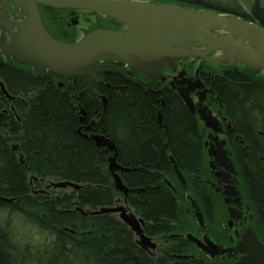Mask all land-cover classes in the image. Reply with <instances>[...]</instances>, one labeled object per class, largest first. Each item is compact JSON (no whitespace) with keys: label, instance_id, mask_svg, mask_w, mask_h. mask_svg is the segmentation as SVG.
I'll return each mask as SVG.
<instances>
[{"label":"trees","instance_id":"obj_1","mask_svg":"<svg viewBox=\"0 0 264 264\" xmlns=\"http://www.w3.org/2000/svg\"><path fill=\"white\" fill-rule=\"evenodd\" d=\"M201 1L194 0L192 5L196 9L203 5L214 8ZM32 72L0 66V80L16 97L13 109H0V210L20 216L28 224H38L42 240L24 245L13 242L14 232L0 225V264H217L204 259L175 261L167 251L151 257L137 246L134 234L117 216L80 214V210L95 212L114 207L121 198L108 172L112 154L98 149L79 133V112L83 108L88 118L103 120L104 135L116 144L117 162L128 170L120 173L121 178L135 190L127 202L135 215L148 223L146 234L171 241L167 237L168 222L180 217V200L156 173L176 181L170 158L182 175L203 179L206 167L197 144L196 124L181 100L166 98L164 124L160 126L155 112L157 98L145 96L137 88H126L118 94L115 91L103 112L89 95L77 99L86 80H77L75 90L63 92L55 77ZM251 83L227 73L216 79L215 87L225 102L231 100L230 87L237 97L234 101L245 95H254L257 100L261 96V107L254 109L264 116V85L259 94L252 92ZM12 142L18 145L16 151ZM29 176L39 179V188L41 181L51 180L78 184L81 189L60 190L57 197H37ZM246 182L264 215V173L256 170L247 175ZM53 235L55 240H51ZM168 250L174 255L184 253L178 245Z\"/></svg>","mask_w":264,"mask_h":264},{"label":"water","instance_id":"obj_2","mask_svg":"<svg viewBox=\"0 0 264 264\" xmlns=\"http://www.w3.org/2000/svg\"><path fill=\"white\" fill-rule=\"evenodd\" d=\"M10 1L17 10H22L19 18H23V21L17 25L16 33L10 35V43L2 47V54L19 65L33 68L38 74L48 73L59 79L86 78L88 87L85 92L92 93V87L99 75L113 72L124 74L123 70L110 66L111 63H124L152 81L162 82L166 81L163 74L167 71L176 72L178 63L183 60H197L210 66H220L222 63L227 67L244 65L256 73H264V28L235 16L220 14L216 10H198L173 2L140 0H0L4 10L9 9ZM41 8L72 11V26L78 24L76 13L81 11L104 16L125 29L96 27L87 32L80 41H62L45 27ZM216 54L219 56L213 57ZM0 60L2 61L1 56ZM191 80L183 70L175 76L170 86L176 89L177 84L184 105L194 114L189 93L203 86L198 83L192 85ZM106 104L107 99L103 98L104 107ZM199 114L207 127L216 126L217 121L214 122L211 115L206 116L204 111H199ZM158 120L160 123L161 114ZM86 121L87 115L82 109L80 123ZM84 137L98 149L116 152L114 142L106 136ZM13 149L16 151L18 148L15 146ZM170 160L174 163L173 159ZM20 161L23 163V156H20ZM125 171L117 162L115 153L108 160V172L113 187L121 198L114 207L95 212L80 210V214L117 216L134 234L137 246L152 254L157 245L144 232L146 222L135 215L127 202V198L135 190L129 189L123 182L120 173ZM174 174L186 192L188 202L193 205L195 201L188 184L175 163ZM163 184L178 195L170 180L163 177ZM48 188L80 190L81 186L71 182H59L50 184ZM2 201L13 202L12 199ZM195 218L197 221L202 220L199 213H196ZM179 238L194 244L208 261L225 256L228 259L233 258V249L219 246L209 238L205 237L201 241L190 234ZM237 251L244 255L237 264H264V245L253 232H249ZM173 257L180 261L191 259L189 256Z\"/></svg>","mask_w":264,"mask_h":264},{"label":"flooded vegetation","instance_id":"obj_3","mask_svg":"<svg viewBox=\"0 0 264 264\" xmlns=\"http://www.w3.org/2000/svg\"><path fill=\"white\" fill-rule=\"evenodd\" d=\"M4 9L0 4V56L2 58L0 66L17 67L22 71L33 73V68L19 65L2 54V47L10 43V35L16 33L17 25L23 21V18H19L22 10H17L13 2L10 1L9 9ZM263 9L255 5L249 16L235 14L231 16L235 15L246 22L264 27ZM40 11L45 27L53 36L62 41H80L87 32L96 28L95 26L85 31L79 39L65 38L63 35L64 31L62 29H59V31L54 29V26L50 22L54 18H57V16L72 22V11L45 10L43 8ZM80 13L90 14L88 12L77 11V20L80 17ZM100 17L104 20L107 19L104 16ZM102 27L117 30L125 29L114 21L105 22V24H102ZM66 28H71L68 23H66ZM218 56L219 54H216L213 57ZM109 65L123 70L124 74L121 75L113 72L97 76L92 87V93L85 92L88 87V80L78 78L77 80H86V85L80 90L77 99L80 100L84 95H89L94 104L103 107V98L107 99V104H109L111 95L115 91L118 94L126 88H137L145 96L151 94L157 98L155 104L159 103V105L155 106V112L160 126L164 124L163 110L168 96L178 98L184 105L177 90L179 89L177 84H175L176 89L170 86V83L179 72L184 70L187 73V78L192 79V85L198 83L199 86H203L201 89L196 88L193 92L189 93L193 101L195 113L192 114L185 105L184 107L196 124L197 144H199L205 156L206 167L203 174L205 177L202 179L197 175H194V177H191L192 175H183L188 184L192 199L195 201L193 205L188 202L186 192L182 189L176 176V181H171L178 192V195H175L172 191L180 200L181 215L176 221L168 222L170 233L167 237L171 240L170 242L164 236L154 237L147 235L148 223L146 222L144 232L157 245L152 254L146 253L151 257H157L167 251V255L172 260L180 261L175 259L173 256L176 255L171 254L168 250L171 246L178 245L180 246V250L181 248L184 250L182 251L184 252L183 255L180 256H189L191 257L189 260L204 259L208 261L194 244L179 238V236L190 234L201 241L206 237L219 246L233 249L232 259H228L225 256L212 262H216L217 264H237L244 257L237 249L245 241L249 232H253L257 240L264 245V215L257 207L252 196L251 187L246 182L247 175L254 173V171L260 170L261 174L264 173V116L259 115V109H254L255 107H261V96L257 100L254 95H245L239 99V102L234 101L237 97H235L234 90L230 87L231 100L225 102L221 99L215 87L217 78H220L223 74L231 73L232 76L235 74L239 75L243 81H251L252 92H259L261 94V86L264 85V73H256L244 65L227 67L225 63H222L220 66H210L197 60H183L178 63V70L176 72L167 71L163 74L166 81L162 82L152 81L147 76L124 63H111ZM77 80L72 78H56L58 88L63 90V92L71 89L75 90L77 87L73 88V86L76 85ZM138 82H141L143 85H139ZM248 86L245 87V92ZM254 88L258 90L256 91ZM0 99V109H7L8 107L13 109L12 103L16 100V97L14 98L8 93L2 80H0ZM199 111H204L206 116L211 115L214 122L217 121L216 126L212 128L207 127L206 123L201 120ZM159 114H161L160 123L158 120ZM102 124L103 120L100 117L91 119L87 116V121L81 125L79 124L81 136L83 138H85L84 135L88 137L91 135L105 136ZM202 129H204L203 133L201 132ZM166 148H168V145ZM222 151L226 153V156H223ZM196 213L201 215V221H197L195 218ZM191 223L194 230L188 228L183 229V231L180 230L183 228V224L191 225Z\"/></svg>","mask_w":264,"mask_h":264},{"label":"rangeland","instance_id":"obj_4","mask_svg":"<svg viewBox=\"0 0 264 264\" xmlns=\"http://www.w3.org/2000/svg\"><path fill=\"white\" fill-rule=\"evenodd\" d=\"M156 1H159V2L161 1L175 2L176 1V2L183 3L185 6H190L193 8L197 7V6L194 7V5H192V1L194 0H156ZM201 2L208 4V6L214 7L213 9L218 10L220 14L226 13L227 15L235 14V15H248L249 16L251 14L252 8H254L255 5H258L261 8H264V0H202ZM197 9H206V6L203 5L200 8L198 7ZM263 12H264V9H263ZM79 15L80 17L78 18V24L76 26H72L71 25L72 22L68 21L65 18H61L60 16H57V18H54L53 21L50 23L52 24V26H54V29H57L58 31L59 29H62L64 31L63 35L65 38H74V39L78 38L79 39L85 31L92 29L95 26L102 27V24H105V22H112L106 18H105L106 20H104L100 16L95 17L87 13H80ZM66 23L69 24V26L71 27L70 29L66 28ZM11 146L12 147L17 146L18 148V145L14 142L11 143ZM38 181L39 179L37 177L29 176V183L31 185V190L34 195H36L37 197L39 195H43V196L48 195V197L50 198L57 197L58 195L57 192H59L60 190H56L53 188L49 189L48 187L52 183L55 184L59 182H55L51 180L41 181L40 184L42 185L39 188V186L37 185ZM0 225L8 228L10 232H14L16 238L20 241H27L26 243L33 242V244H36V242H39L40 240H42L41 236L38 234V232H42L41 230H39L40 228L38 224L36 223L28 224L27 222H25V220H23L22 217L18 215H11L6 210H0ZM186 228L190 230H194L192 223L191 225L183 224V228H181L180 230L183 231V229H186ZM19 244L24 245L25 243H19Z\"/></svg>","mask_w":264,"mask_h":264},{"label":"bare ground","instance_id":"obj_5","mask_svg":"<svg viewBox=\"0 0 264 264\" xmlns=\"http://www.w3.org/2000/svg\"><path fill=\"white\" fill-rule=\"evenodd\" d=\"M88 80V79H87ZM106 108H107V104H106V107H104V105H103V112H105V110H106ZM83 108H81L80 109V112H81V110H82ZM84 110V109H83ZM80 112H79V124L81 125V123H80ZM84 112H85V110H84ZM86 113V112H85ZM87 115V114H86ZM80 130V129H79ZM115 144V143H114ZM115 146H116V144H115ZM166 147H167V145H166ZM105 150H107V149H105ZM108 151V150H107ZM109 153H111L112 154V156H114V154L116 153L117 154V146H116V152L115 153H112V152H110V151H108ZM172 159V158H171ZM171 161V160H170ZM174 161V160H173ZM172 163V162H171ZM174 163H175V161H174ZM174 163H172L173 164V170H174ZM175 165H177L176 163H175ZM126 171H128L127 169H126ZM160 175H162V174H160L159 173V175H157L159 178H161L160 177ZM163 177H165L164 175H162V180H163ZM165 178H167V177H165ZM168 179V178H167ZM169 180V179H168Z\"/></svg>","mask_w":264,"mask_h":264},{"label":"clouds","instance_id":"obj_6","mask_svg":"<svg viewBox=\"0 0 264 264\" xmlns=\"http://www.w3.org/2000/svg\"><path fill=\"white\" fill-rule=\"evenodd\" d=\"M51 240H55V236H54V235L51 237ZM13 242H17V243H26L27 241H20V240H18L16 237H13Z\"/></svg>","mask_w":264,"mask_h":264}]
</instances>
